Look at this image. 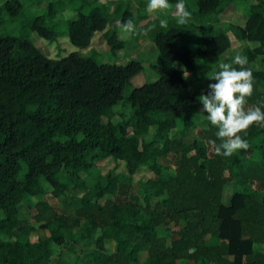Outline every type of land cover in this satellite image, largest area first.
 I'll list each match as a JSON object with an SVG mask.
<instances>
[{
  "label": "trees",
  "instance_id": "obj_1",
  "mask_svg": "<svg viewBox=\"0 0 264 264\" xmlns=\"http://www.w3.org/2000/svg\"><path fill=\"white\" fill-rule=\"evenodd\" d=\"M0 1V20L25 17L22 0ZM177 2L169 0L172 14L161 17L167 29L144 12L143 0H118L113 9L83 0L67 22L75 47L87 50L103 33L117 57L127 40L111 25L134 20L131 39H150L159 52L150 66L159 78L131 91L145 71L142 62L97 63L79 52L52 59L29 39L58 38L57 3L24 18L22 35L0 34V264H264V180L248 177L246 155L257 154V169L264 170V127L238 133L247 150L216 155L209 142L219 143L218 126L184 78L185 70L198 72L232 48L230 34L219 32L221 16L229 5L242 8L244 24L231 23L229 31L257 45L240 55L254 76L245 108L259 106L264 0H185L192 17L183 26L173 16ZM110 160L124 162L126 174L103 173ZM142 169L147 178L135 181ZM228 185L234 191L226 204ZM48 196L74 214L58 213L41 199ZM23 207L37 226L24 219ZM39 229L47 236L34 239Z\"/></svg>",
  "mask_w": 264,
  "mask_h": 264
},
{
  "label": "rangeland",
  "instance_id": "obj_2",
  "mask_svg": "<svg viewBox=\"0 0 264 264\" xmlns=\"http://www.w3.org/2000/svg\"><path fill=\"white\" fill-rule=\"evenodd\" d=\"M4 1V0H3ZM25 5V17L28 16H39L46 12L47 6L50 2L57 3V7L55 9L54 22L56 23V32L58 34V38L54 42H49L43 38H40L37 34L31 33L29 34V39L34 42V44L39 47L42 52L49 58L52 59H61L63 57L68 56L70 53L79 52L83 56L93 57L97 63H118V64H126L129 61H140L145 66V71L140 75L136 76L132 80V84L129 88V91L136 87H140L146 83H152L158 80V74L151 69V65L158 64L159 52L155 47L154 43L150 39H142L139 42H135L131 39V36L127 33L121 32V37L124 40H127L126 47L123 51H120L117 54V57L110 54V48L103 38V33H97L93 40L92 45L87 50H81L75 47L67 37L68 24L67 22L71 19L76 13L78 8L81 6L83 0H22ZM91 5H101L106 4L111 9L115 7V3L118 0H88ZM146 1L148 4V0ZM254 1V0H250ZM3 2L0 1V4ZM89 8V7H88ZM87 8V9H88ZM132 10L137 13L138 4L134 3L132 6ZM150 19L161 18L164 17L159 13H149L146 10ZM172 14L169 10L168 14ZM24 18L19 20H11V18L7 15H1L0 20V34H9L14 36L22 35V27L21 22ZM246 18L244 16V11L242 8H236L233 5H229L225 12L221 16V28L219 32H228L230 36L233 38V46L232 48L221 57V59L217 62H210L208 67L201 69L198 72H189L190 75L186 79L190 85L189 89L192 94H196L197 96H201L209 87L210 83L214 81L209 80L207 78L208 73H212L218 70L219 62H226V60L230 56H236L240 54L245 47L255 48L257 45L254 43H245L240 42L237 39H234L231 32L229 31V27L231 23L243 25ZM119 25L117 22L112 23V26ZM189 46H193L195 43V38L193 36L188 35L185 39ZM177 68L183 69L179 64H174ZM264 70V67H261ZM186 71V70H185ZM120 121L118 117L114 119V122ZM247 156L251 155V171L248 174V177L255 180L261 181L264 180V170L257 169L256 162L258 161V155L253 153H247ZM101 170L103 173L108 171H113L115 174H126V165L124 162H116L110 160L101 166ZM258 171V172H256ZM148 171L146 169L140 170L135 175V181L145 180L148 176ZM50 189V188H49ZM234 188L232 185H228L224 191V203L228 204ZM43 201H48L51 206L55 208L58 213H65L67 215L74 214L73 207H66L62 204L60 200L54 199L51 196L46 198H41ZM23 212L25 213L24 219L28 220L30 224H35V219L33 218V213L29 212L26 207H23ZM100 233L99 229L96 230V234ZM47 236V233H44L40 229L32 234L34 239L44 238ZM69 257V255L67 256ZM146 258V253L142 255V260Z\"/></svg>",
  "mask_w": 264,
  "mask_h": 264
},
{
  "label": "clouds",
  "instance_id": "obj_3",
  "mask_svg": "<svg viewBox=\"0 0 264 264\" xmlns=\"http://www.w3.org/2000/svg\"><path fill=\"white\" fill-rule=\"evenodd\" d=\"M171 8L169 0H148L149 13L166 16ZM173 16L178 25L190 22L192 13L187 9L185 0H178ZM117 23L123 33L133 35L137 31L133 19ZM168 23L167 19H159V26L163 29L168 28ZM247 65L248 58L240 54L235 56L232 63L219 62L218 70L207 74V78L215 83H210L208 93L199 97L203 106L201 112L206 113L211 125L218 126L219 129L215 133L219 143L216 140L209 142L216 155L230 157L237 150H247L250 145L238 133L247 135V130L252 125L264 127V101L259 106L245 108L247 98L253 95L254 87L253 72ZM189 75L184 71L185 79Z\"/></svg>",
  "mask_w": 264,
  "mask_h": 264
}]
</instances>
